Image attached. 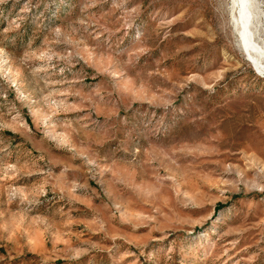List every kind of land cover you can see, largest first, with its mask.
<instances>
[{
	"label": "rangeland",
	"instance_id": "374dc122",
	"mask_svg": "<svg viewBox=\"0 0 264 264\" xmlns=\"http://www.w3.org/2000/svg\"><path fill=\"white\" fill-rule=\"evenodd\" d=\"M232 3L0 0V264H264Z\"/></svg>",
	"mask_w": 264,
	"mask_h": 264
},
{
	"label": "bare ground",
	"instance_id": "6f19581e",
	"mask_svg": "<svg viewBox=\"0 0 264 264\" xmlns=\"http://www.w3.org/2000/svg\"><path fill=\"white\" fill-rule=\"evenodd\" d=\"M233 23L244 47L258 59L263 55L264 11L256 0H233ZM256 58V59H257Z\"/></svg>",
	"mask_w": 264,
	"mask_h": 264
}]
</instances>
